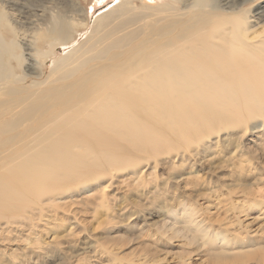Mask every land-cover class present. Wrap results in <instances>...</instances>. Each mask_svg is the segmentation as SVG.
<instances>
[{"label": "bare ground", "instance_id": "obj_1", "mask_svg": "<svg viewBox=\"0 0 264 264\" xmlns=\"http://www.w3.org/2000/svg\"><path fill=\"white\" fill-rule=\"evenodd\" d=\"M136 1L119 0L91 18L78 0H0V264H41L43 246L29 223L56 226L55 212L42 202L52 192L72 194L65 203L74 220L123 204L132 185L147 199L153 192L143 186L159 185L146 162L161 154L174 157L164 175L180 172L171 178L174 190L187 192L199 170L221 159L211 145L226 151L232 133L242 140L247 120L258 119L252 143L264 153V0H140V7ZM257 1L253 11L244 8ZM241 145L231 143L222 158L232 170L253 153ZM139 162L146 164L137 174ZM102 183L80 198L72 188ZM233 193V211L251 200L244 191ZM253 197L252 209L264 206V194ZM212 200L206 196L197 209L178 201L180 212L163 211L170 220L156 231L180 238L174 247L181 258L189 254L186 245H196L207 246L216 261L264 264V256L246 263L251 249L233 248L237 241L229 235L249 225L230 217L225 201ZM129 210L120 206L117 214ZM149 227L138 230L149 234ZM78 234L55 244L81 245L65 264L96 252ZM102 253L108 264L121 260Z\"/></svg>", "mask_w": 264, "mask_h": 264}, {"label": "rangeland", "instance_id": "obj_2", "mask_svg": "<svg viewBox=\"0 0 264 264\" xmlns=\"http://www.w3.org/2000/svg\"><path fill=\"white\" fill-rule=\"evenodd\" d=\"M138 1L135 2V6L140 7L141 3ZM82 2L83 0L79 2L80 5H84L83 7L88 9L89 15L91 14V18H94L102 12L112 8L119 2V0H98V2H92V4L90 3L91 0ZM142 2L158 4L160 0H142ZM88 3L91 7L87 5ZM257 5L258 1L249 6H245L244 8L253 11ZM257 120L258 119H255L251 122L247 120L246 123L240 127V130L246 133L242 140L240 138L237 140L238 134L232 133L231 136H234L233 138L235 139L230 142L226 151L222 149V147L220 151L211 145L210 152L214 155L220 154L221 159L209 170H199L200 167H198L199 171L197 173V180H194L191 183L189 186L191 189L187 192H183L180 188H178L179 190H174L176 187H174V181L171 178L176 177L180 172H172L170 177L164 175L166 173L165 170L169 167V162L173 161L174 157H167L161 154L150 158V160L146 162L147 165L151 166L147 173H152L156 178L153 185H159L147 186V188L143 186L144 191L147 192V194L148 192H153V194L146 195L147 199L137 196L139 193L137 191L138 186L132 185L129 187L128 192L121 201L123 204H117L115 207H111V209L108 210L100 209L95 213H89V211L86 210L88 213L87 216L75 215L76 220H74L73 216L67 212L68 210L74 211V208H70V205L67 204H70L69 199L72 194L60 196L58 195L60 192L58 193L56 191L43 197L42 202L55 212L54 224H56V226L52 229L44 228L43 225H45V223L38 221L37 219L29 223L32 227V238L36 239V241L43 246V257L41 258L40 263H70L80 254V252H82L81 250L77 251L81 245H79V247L76 246L74 249H68L64 247V245L55 246V244H64L62 243V240L63 236L66 234L80 232V234H78L79 238H76L78 239V242L81 243V240L86 241L92 246L88 251H96L94 256L92 254H87L90 260L83 259L81 260V264H108L109 256L103 254V250L111 251V254H117V257L121 258L118 264H134V262H130L129 259H137V257H140L141 260L138 262L136 261L135 264H240V260L237 258L226 257L216 261L212 253H209L210 250L208 251L207 246L198 249L196 245H186L184 247V252H188L189 254L181 258L183 254L179 253L180 249L174 247V245L179 243L180 238H173L170 240L166 237L168 234L167 232H162L161 234L156 231V227H159L160 223H164L165 220H170L164 216L163 212H167L170 206L171 210H177L180 212L177 203L178 201H182L197 209V206L199 204L201 206L204 202L206 196L209 200L213 199L211 202L214 201V203H216L218 199L225 201L223 208L228 211V214L231 215L230 217L237 215V217L245 221V224L249 225L246 229L248 231L239 230L238 234L229 235V238L233 241H237L236 246L233 247L239 248L236 251L251 249V252L245 257L246 263H249L254 259L263 258L264 216L261 213H264V206H258L255 210L249 206L252 203L253 196L256 197L259 196V194H264V167H262L263 165L261 164H264V153L257 152L256 146L252 143V141L255 140V136L252 134L251 125H254V121ZM37 127L38 125L34 124L31 130H36ZM257 127H260V123L257 124ZM263 128L264 127H262V129ZM262 133L264 134V130H262L261 135ZM231 143L235 145L237 143L242 145L246 144L245 146L251 149L249 151H253V153L248 155L250 161L246 162L245 166L241 167L239 170H232L229 167L230 164L224 162L222 159L225 158L224 156H228L227 153L231 151ZM146 163L139 162L137 164V174L141 172L144 168L143 165ZM186 167L183 168V171H187ZM232 172L235 173L233 174ZM123 174H121V176H124ZM124 177L126 178V176ZM141 180H143V178ZM162 184H165V186L159 189ZM227 184H229L230 188L234 189L224 187ZM102 185H104V183L91 186L90 188H85L84 186H73L72 188L78 190L77 197H79L86 195L91 190L99 191ZM211 190L214 192L209 193ZM230 191L232 192L231 195L228 194ZM242 191H244V194H247L245 197H248L247 199L251 200H249L248 204L245 203L242 208H240L241 206H238L234 211L231 210L233 208L232 202L236 197L233 192ZM208 194L211 195L212 199ZM125 205L134 213H136L137 210V216L131 217V210L122 216H118V208ZM202 206H204V204ZM78 222L82 226L79 225ZM141 224H144V227L150 225L149 228L151 231L149 234H140V230L138 229ZM225 250L227 251L230 249L227 248ZM19 264H32V261L25 259L20 261Z\"/></svg>", "mask_w": 264, "mask_h": 264}]
</instances>
